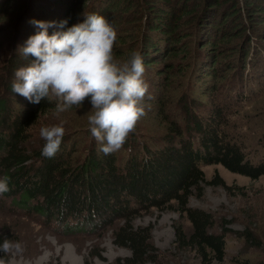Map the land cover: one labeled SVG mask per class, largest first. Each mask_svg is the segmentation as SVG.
<instances>
[{
	"label": "rangeland",
	"instance_id": "1",
	"mask_svg": "<svg viewBox=\"0 0 264 264\" xmlns=\"http://www.w3.org/2000/svg\"><path fill=\"white\" fill-rule=\"evenodd\" d=\"M197 1L189 0L186 6L194 9L192 3L196 6ZM71 3L79 10V19L95 13L105 17L116 28L118 36L114 51L117 58L123 60L133 51L142 53V49L144 50L145 45L141 41L148 34L147 23L154 12H151L153 7H144L141 2L138 5L136 0H0V100L5 101L7 107V112L0 118V133L6 134V138L4 129H8L7 126L10 125L5 121L6 118L11 119L27 102L12 91V83L15 71L34 60L30 55L24 57L20 51L27 39L38 31L30 21L55 22L58 25L64 7ZM150 4L157 5L154 0ZM234 5H237V9L240 8L237 15L226 21L219 17L221 12L232 11ZM246 5L247 8L244 7ZM220 6L217 17L207 13L204 19L205 23L214 21L213 26L223 29V33L227 35L223 39L225 41L217 38L214 42L218 45L214 54L212 53L217 57L216 66L213 67L214 63L211 66V56H207V52H203L205 47H201L200 42L204 43L205 37L200 35L197 38L200 41L197 42L196 25L190 21L181 26L180 30H183L185 36L176 39L177 42L172 47L175 48L173 55L163 54L161 47L158 55L162 57L156 58L154 65L145 68L144 80L149 85L148 92L152 97L151 100L146 97L145 103L150 108H146V115L128 136L123 145L126 150H122V154L112 153L119 165L122 163V166H117L118 172L125 174L126 171L128 176L123 161L129 151L130 140L139 146L148 142L153 151L155 147H163L166 145L164 139L169 123L174 121L184 128L186 106L193 109L198 123L214 120L218 133L225 132L229 138L242 142L246 159L252 165L264 163V13L259 11L264 10V0H222ZM107 10L109 13L105 15ZM235 26H238L237 30H241L240 33L232 32ZM57 30L60 29L49 28L48 34ZM245 45L248 47H244ZM242 47L245 53L241 58L239 51ZM148 54L153 55L151 52ZM158 55L154 54V57ZM165 62L169 63L168 66H174V71L163 78L164 76L157 74L163 66L167 67ZM180 72L185 74L180 75ZM213 75L217 77L216 80ZM204 89H210L207 95L203 93ZM188 98L192 104L187 103ZM54 108L48 110L38 124L31 128L28 147L41 149L45 142L40 137V129L64 120L66 123L62 144L65 148L71 145L76 152L70 157L76 160L72 175L78 172L86 155L100 146L88 128L87 117L91 105L86 98L81 108L69 110L59 117L55 115ZM217 111H220V115L216 114ZM147 148L149 149L148 146ZM192 149L202 152L197 139L192 140ZM63 150L60 147L58 152ZM133 151L139 172L150 170L151 164L145 158L150 161L151 155L140 151V147ZM35 164H38L37 161ZM146 164H150L147 169L144 168ZM199 170L204 181L192 188L187 208L204 211L212 216L210 233L221 235L225 229L231 230L226 233V253L222 263L211 264H236L235 261L239 260L250 264H264V177L252 180L232 174L222 165L202 164ZM159 172L161 171H157L155 178L160 180L164 176ZM139 178L142 181L149 179L145 175ZM80 186L81 184L75 188L73 185V192L79 191ZM83 187L86 188L85 184ZM33 205L35 204L31 203L30 209ZM98 208L105 212V206ZM181 210L180 204L174 201L152 208L142 209L136 206L135 211L127 212L126 218L118 214L104 223L100 230H97L98 226L94 230L89 228L88 231L75 233L77 227L70 223L72 227L67 225L71 230L67 229L69 232L66 235L62 230L65 223L61 225L58 222V215L51 214L50 221H46L45 218L48 217L33 211L26 212L12 203L11 199L0 196V236L20 242L24 249L18 255L6 254L8 264H115L131 257L130 249L118 245L116 239L119 229L128 226L134 231L149 230L151 259L142 264H208L192 246L184 248L176 242L175 228L182 229L186 234L192 231L190 221ZM101 221L102 219L93 221L91 224L100 225ZM248 234L251 236L249 238H253L252 242L246 239Z\"/></svg>",
	"mask_w": 264,
	"mask_h": 264
},
{
	"label": "trees",
	"instance_id": "2",
	"mask_svg": "<svg viewBox=\"0 0 264 264\" xmlns=\"http://www.w3.org/2000/svg\"><path fill=\"white\" fill-rule=\"evenodd\" d=\"M151 1L153 0H136L138 5L141 2L144 7H153L151 12H154V14L151 13L152 18L147 23L148 34L141 41L145 45L144 50L141 51L145 68L154 65L157 62L156 58L162 57V55H158L161 47L163 54L173 55L175 48L172 47L177 42L176 39L185 36L180 28L190 21L196 25L195 39L200 38V35L205 37L206 41L200 42V44L201 47H205L203 52H207L206 55L211 56V66L213 63V67L217 65V57H214L213 54L218 45L216 46L217 43L214 44V42L217 41V38L222 42L225 41L223 39H226L227 35L223 33V29L219 30L218 27L213 26L215 25L214 21L205 23L204 19L207 17V13L218 16L222 0H198L196 2L197 7L192 3L194 9L189 5L186 6L189 0H154L157 5H151ZM236 6L234 5L232 11H228V13L221 12L219 17H223L224 21L231 19L237 15L238 10L240 12V8L237 9ZM74 7L75 4L73 5V3L64 7L62 16L57 23L66 20L67 24L64 29L60 30H66L75 25L74 23L79 19V10ZM244 7L247 8V5ZM259 11L261 14L264 13V10L260 9ZM106 13H109V10L105 12V15ZM83 21L84 19H79L76 24ZM237 27L235 26L232 30V32L236 31L235 34L241 32V30H237ZM199 41L197 40V42ZM244 47H248V45ZM244 47L239 51L241 58L245 53ZM148 52L153 55L148 54ZM154 54L158 56L154 57ZM164 65L167 67L163 66L157 75L166 78L170 72L174 71V66H168V62H165ZM183 74L185 73L180 72V75ZM214 75L213 79L216 80L217 77ZM195 83H198L197 80ZM208 91L210 89H204L203 93L207 95ZM187 103L192 104L189 98ZM53 108L54 101L50 102L48 99L42 100L39 104H32L27 100L24 107L19 108L11 119L6 118L5 121L10 123L7 127L10 129H4L7 138L6 134L0 133V153L2 154L0 155V178L5 176L9 178L11 190L1 197L11 199L12 203L26 210V212L33 211L43 217H48L45 218L46 221H50L51 214L58 215V222L61 225L65 223L62 230L66 235L69 232L67 229L71 230L67 228L70 223L77 227L74 230L75 233L88 231L89 228L94 230L98 226L97 230H100L104 223H107L114 216L117 217L118 214L126 218L127 212L135 211L136 206H140L142 209L144 207L152 208L174 201L180 204L181 211L187 216L192 228V231L187 234L182 229L175 228L176 242L184 248L192 246L203 261L206 260L208 264L222 263L226 253V233L231 232V230L225 229L221 235L210 233L212 216L204 211L187 208V200L191 195L192 188L198 187L199 183L204 181L203 174L199 170V166L202 164L222 165L230 173L246 176L252 180L264 177V163L252 165L246 159L245 147L242 142L229 138L225 132L218 133L214 120L198 123L193 109L186 106L184 128L179 127L174 121L169 123V129L164 139L166 145L163 147H155L153 151L151 145L147 144L148 142L139 146V144H133L132 140H128L129 151L123 161L128 176L126 171H124L125 174L121 171L118 172V167L122 166V163L119 165L116 157H113L112 154L104 155L100 151V144L96 151L93 149L86 155L78 167V172L71 175L76 164V160L70 158L73 153H76L71 145L65 148L66 146L61 143L60 147L64 150L61 153L58 152L53 158H45L41 155L43 146L41 149L28 147L31 141V128L38 124L48 110ZM6 112V102L0 100V118ZM219 112L217 111L216 114L220 115ZM194 139L200 143L202 152L192 149V140ZM136 147H140V151L143 153L151 155L150 161L145 158V161L151 164L150 170L144 169V171L139 172L140 168L136 166L138 164L133 151ZM122 150L125 151V147L116 153L122 154ZM151 151L154 155L151 154ZM36 161L38 164H35ZM39 164L41 165L37 167ZM150 164H146L144 168H149ZM158 170L164 176L163 179L155 178ZM142 175L149 179L142 181L139 178ZM126 176L127 178H125ZM80 184V190L74 193L72 186L75 185L76 188ZM83 184L86 188L83 187ZM31 203L35 204L32 209H30ZM98 206H105L106 209L103 208L105 212ZM107 214L110 215L107 216ZM101 219L100 225L91 224V222ZM57 232L59 233V231ZM247 236L246 239L252 242L253 238H249L251 237L249 234ZM5 238L7 237L0 236V243ZM116 239L118 245L130 249L131 257L119 260L115 264H142L151 259L152 249L148 246L149 230L134 231L128 226L122 227L118 234L116 233ZM5 255V253L0 252V257L7 261ZM235 263L250 264L248 261L240 260L235 261Z\"/></svg>",
	"mask_w": 264,
	"mask_h": 264
},
{
	"label": "clouds",
	"instance_id": "3",
	"mask_svg": "<svg viewBox=\"0 0 264 264\" xmlns=\"http://www.w3.org/2000/svg\"><path fill=\"white\" fill-rule=\"evenodd\" d=\"M38 29L20 50L24 57L34 60L18 68L12 91L32 104L42 100L55 101L54 113L59 117L82 107L85 99L91 105L88 128L100 143V151L110 155L119 151L142 117L146 115L145 98L151 100L149 85L144 80V57L133 51L126 59H119L114 51L116 28L103 16L89 14L82 23L66 30L48 34L49 28L64 29L67 21H30ZM65 121L42 127L44 140L41 155L53 158L65 135ZM9 178H0V196L9 192ZM18 241L5 238L0 252L21 254ZM0 264L8 262L0 257Z\"/></svg>",
	"mask_w": 264,
	"mask_h": 264
}]
</instances>
